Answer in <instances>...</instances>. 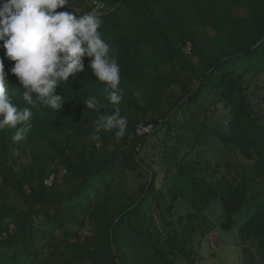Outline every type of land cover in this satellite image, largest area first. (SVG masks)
Masks as SVG:
<instances>
[{
	"label": "trees",
	"instance_id": "1",
	"mask_svg": "<svg viewBox=\"0 0 264 264\" xmlns=\"http://www.w3.org/2000/svg\"><path fill=\"white\" fill-rule=\"evenodd\" d=\"M70 5L69 11L77 15L95 10L102 20V38L120 65L124 92L119 107L128 119L127 134L117 142L114 131H101L99 146L94 141L86 146L84 136L94 131L93 122L99 115L111 114L114 106L106 98L105 85L87 68L89 58L84 57L85 72L61 82L56 90L66 100L61 111L32 108L34 127L25 141L50 146L66 173L59 177L24 167L23 180H31L24 197L26 207L0 208V264H50L45 250L51 241L74 235L86 219L96 217L102 223L103 243L90 252L95 264L187 260L193 228L183 225L179 232L186 217L180 206L187 203L192 210L187 218L193 219L218 198L221 226L228 231L246 201L250 177L231 179L220 190L197 177L184 156L206 141L207 134L195 137L183 155L177 143L164 168L146 165L137 153L135 136L143 138L142 150L148 135L138 136L136 126L152 123V134L165 137L173 121L204 91L218 92L219 101L231 113V131L226 135L216 130V136L238 148L264 188V0H70ZM98 6L105 7L96 10ZM240 10L245 14H238ZM193 58L199 59V66ZM4 63L7 71L14 62ZM165 65L167 70L162 68ZM9 81L13 102L31 107L22 100L23 89L16 78L10 75ZM172 85L181 94L164 112L155 98ZM255 93L261 98L259 107ZM89 96L98 99L99 113L83 105ZM142 97L148 99L146 103ZM151 108L158 116L148 117ZM13 133L8 128L0 131V175L6 183L13 178L7 167ZM128 172L145 177L134 194L121 187L127 182L123 174ZM51 175L54 179L47 185L45 180ZM60 182L69 186L67 192L59 187ZM50 208L62 209L67 216ZM238 234L242 244L255 248L264 259V202L254 205Z\"/></svg>",
	"mask_w": 264,
	"mask_h": 264
},
{
	"label": "rangeland",
	"instance_id": "2",
	"mask_svg": "<svg viewBox=\"0 0 264 264\" xmlns=\"http://www.w3.org/2000/svg\"><path fill=\"white\" fill-rule=\"evenodd\" d=\"M104 7L98 6L96 10H102ZM237 13L245 14V11L240 10ZM208 30L211 31L210 28ZM185 49L187 50L188 46ZM193 60L195 65L199 66V59L193 58ZM162 68L167 70L169 66L165 65ZM260 91L256 90L259 93ZM259 93H255L256 107L261 105V98L257 95ZM180 94L181 89L177 86L172 85L165 88L161 97L155 98L158 109L163 107L164 112H167L169 102ZM142 99L144 103L148 100L145 97ZM156 116H158L157 110L151 108L148 117ZM230 125L229 108L219 101L218 92L206 90L179 114L173 121V129L165 137L163 134L155 136L151 132L147 138L149 140L141 150L139 143L143 144V138L135 136L138 140L136 150L143 163L151 164L155 168H164L166 157L171 156L170 153L177 143L181 145L183 155L185 147L191 146L195 137L201 135L205 137L207 134L209 136H206V141L202 140L192 152L184 156L188 168L192 169L197 177L206 178L219 190L231 179L237 180L243 175L250 177L246 201L236 215L235 225L228 231L221 226L222 208L218 198L213 199L207 208L202 213L196 214L193 219L187 218L192 213L189 205L183 203L180 206L186 217L178 229L180 232L183 225L193 228L189 242V248L192 251L187 260H179L177 264H264V259H261L256 249L242 244L238 234L240 223L250 215L254 205L264 202V188L260 180L254 178L252 164L238 148L232 144H225L216 136V130L229 135ZM84 140L86 146L92 142L88 136H84ZM8 152L7 167L13 178L6 183L0 175V208L4 205L16 208L26 207L24 197L29 191L31 180L30 177L23 180L24 167L33 166L47 173L58 174L59 177L66 173L57 154L46 144L32 145L23 141L12 145ZM123 177L127 182L121 187L130 194L137 191L139 183L145 178L133 172L125 173ZM15 180L18 182L16 183ZM59 187L65 193L69 186L60 182ZM50 210L56 211L60 216H67L66 211L62 209L50 208ZM99 221H101L99 217L88 218L74 235L64 239H53L49 248L45 250L50 254V264H95L90 252L98 250L99 245L103 243L99 234L102 223Z\"/></svg>",
	"mask_w": 264,
	"mask_h": 264
},
{
	"label": "clouds",
	"instance_id": "3",
	"mask_svg": "<svg viewBox=\"0 0 264 264\" xmlns=\"http://www.w3.org/2000/svg\"><path fill=\"white\" fill-rule=\"evenodd\" d=\"M69 10L70 0H0V49L4 50L0 57V131L13 129V144L25 141L34 127L32 108L61 111L66 100L56 90L61 82L85 72L84 57L89 58L87 68L105 85L106 98L114 106L111 114L99 115L93 122L90 139L99 146L101 131H114L117 142L127 134L128 119L119 107L124 92L120 65L102 38V20L95 10L82 15ZM5 60L14 62L7 71ZM10 75L23 89L22 100L31 107L13 102L8 94ZM83 105L97 113L101 107L95 96Z\"/></svg>",
	"mask_w": 264,
	"mask_h": 264
},
{
	"label": "built area",
	"instance_id": "4",
	"mask_svg": "<svg viewBox=\"0 0 264 264\" xmlns=\"http://www.w3.org/2000/svg\"><path fill=\"white\" fill-rule=\"evenodd\" d=\"M189 46H188V51H189ZM155 130V126L152 123H139L136 126V133L138 136H145V135H149L151 132H153ZM54 179V175H51L50 177H48L45 180V183L47 185H51L52 181Z\"/></svg>",
	"mask_w": 264,
	"mask_h": 264
}]
</instances>
